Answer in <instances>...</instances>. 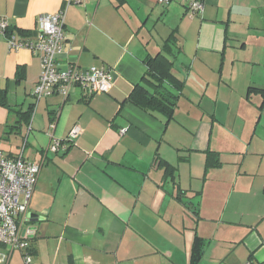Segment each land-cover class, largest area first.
<instances>
[{"label": "crops", "instance_id": "0c3cea01", "mask_svg": "<svg viewBox=\"0 0 264 264\" xmlns=\"http://www.w3.org/2000/svg\"><path fill=\"white\" fill-rule=\"evenodd\" d=\"M193 1L204 4L195 16ZM61 11L60 67L103 68L114 82L108 94L36 104L40 57L0 36L11 106H0V150L42 167L25 224L32 264H190L197 237L199 264H264V0H0V16L33 36L41 16ZM174 30L188 60L168 124L128 98ZM75 126L67 151H47ZM209 151L220 167L206 170ZM158 158L177 168L174 181ZM7 264H25L23 252Z\"/></svg>", "mask_w": 264, "mask_h": 264}, {"label": "built area", "instance_id": "2783aa9c", "mask_svg": "<svg viewBox=\"0 0 264 264\" xmlns=\"http://www.w3.org/2000/svg\"><path fill=\"white\" fill-rule=\"evenodd\" d=\"M169 1L160 0L161 3ZM189 6L192 16L204 11V4L200 1H193ZM0 36L10 50L26 49L40 57L41 74L34 90L36 104L56 94L68 99L75 90L92 97L108 94L113 88L114 75L106 69H82L73 63L66 69L60 67V55L67 49L66 13L63 11L41 16L37 22L36 36L13 30L9 20L0 16ZM81 133L82 129L75 126L66 141L53 138L47 151H67ZM121 133L125 134L126 130ZM41 169V165L27 161L22 155L11 158L0 150V264H7L10 253L15 250L23 252L25 264H32L30 242L35 231L29 227L24 231L23 227L29 222V207Z\"/></svg>", "mask_w": 264, "mask_h": 264}, {"label": "trees", "instance_id": "16d2710c", "mask_svg": "<svg viewBox=\"0 0 264 264\" xmlns=\"http://www.w3.org/2000/svg\"><path fill=\"white\" fill-rule=\"evenodd\" d=\"M21 33L25 34L26 32ZM182 48L183 39L177 36L176 30L172 31L162 50L155 56L146 59L148 67L146 75L142 83L134 86L128 98L132 104L141 110L164 116L168 124L177 119L176 110L184 90V82L174 72L175 60L183 51ZM18 75H20L19 70ZM0 106L11 110L8 92L2 89H0ZM31 110L32 107L25 113L20 111L16 113L29 117ZM13 128L16 127L13 126ZM220 165V155L209 151L206 158V170L220 167ZM156 166L164 172V180H175L177 172L175 166L161 158L156 160ZM205 250V241L197 237L193 244L190 264H199L204 257Z\"/></svg>", "mask_w": 264, "mask_h": 264}, {"label": "rangeland", "instance_id": "374dc122", "mask_svg": "<svg viewBox=\"0 0 264 264\" xmlns=\"http://www.w3.org/2000/svg\"><path fill=\"white\" fill-rule=\"evenodd\" d=\"M187 60H188V58H187V55H186V53H183V54H180L179 56H178V59H177V61H176V66H175V68H174V72H175V74L177 75V77L179 78H182L183 77V73H181V72H183L185 69H184V67H183V65H184V63H186L187 62ZM31 101H33V100H31L30 99V101L29 102H31ZM28 102V103H29ZM181 117V116H180ZM30 217V216H29ZM31 218V217H30ZM29 218V219H30ZM27 227L28 226H24L23 227V230L25 231L26 229H27Z\"/></svg>", "mask_w": 264, "mask_h": 264}]
</instances>
